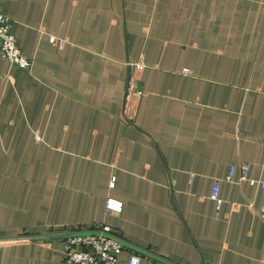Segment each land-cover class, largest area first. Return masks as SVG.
Instances as JSON below:
<instances>
[{"label": "crops", "instance_id": "crops-1", "mask_svg": "<svg viewBox=\"0 0 264 264\" xmlns=\"http://www.w3.org/2000/svg\"><path fill=\"white\" fill-rule=\"evenodd\" d=\"M0 6L33 61L0 50V264H65L75 227L118 264H264V0Z\"/></svg>", "mask_w": 264, "mask_h": 264}, {"label": "built area", "instance_id": "built-area-1", "mask_svg": "<svg viewBox=\"0 0 264 264\" xmlns=\"http://www.w3.org/2000/svg\"><path fill=\"white\" fill-rule=\"evenodd\" d=\"M50 41L57 47L66 44L65 41L51 37ZM0 50L3 56L8 59L12 66L19 69L31 71L33 61L29 59L17 46L15 37L12 34V21L1 11L0 6ZM141 93L136 91L135 94ZM40 141V138H37ZM236 167H231L228 180L235 174ZM242 181L247 180L248 165H241ZM114 184V183H113ZM264 188V184L262 185ZM211 198L217 203L220 209L222 200L219 195V187L216 186ZM120 203L109 200L107 203L108 212H120ZM260 216L264 221V206L259 210ZM65 264H118L120 255L128 247L127 243L120 239L110 227H88L72 228L65 231ZM128 264H142L138 254H132Z\"/></svg>", "mask_w": 264, "mask_h": 264}, {"label": "water", "instance_id": "water-1", "mask_svg": "<svg viewBox=\"0 0 264 264\" xmlns=\"http://www.w3.org/2000/svg\"><path fill=\"white\" fill-rule=\"evenodd\" d=\"M62 236H63V235H62ZM62 236H61V237H62ZM63 237H65V235H64Z\"/></svg>", "mask_w": 264, "mask_h": 264}]
</instances>
